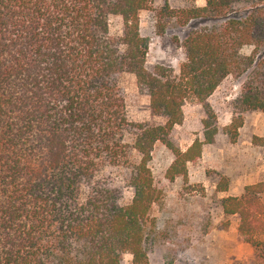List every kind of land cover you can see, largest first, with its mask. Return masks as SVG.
Listing matches in <instances>:
<instances>
[{
    "label": "trees",
    "instance_id": "obj_1",
    "mask_svg": "<svg viewBox=\"0 0 264 264\" xmlns=\"http://www.w3.org/2000/svg\"><path fill=\"white\" fill-rule=\"evenodd\" d=\"M205 1L162 12L181 24L210 23L185 33L174 72L146 64L139 12L151 0H0V264H123L126 253L144 264L156 236V144L174 156L171 179L197 162L218 129L208 99L228 76L243 77L234 134L243 114L264 113V0ZM112 16L122 19L120 34L110 32ZM124 73L135 75L162 123L128 119ZM187 102L203 106V140L181 152L170 132ZM113 171L133 193L127 204ZM219 202L264 260V182Z\"/></svg>",
    "mask_w": 264,
    "mask_h": 264
},
{
    "label": "rangeland",
    "instance_id": "obj_2",
    "mask_svg": "<svg viewBox=\"0 0 264 264\" xmlns=\"http://www.w3.org/2000/svg\"><path fill=\"white\" fill-rule=\"evenodd\" d=\"M205 4V0H151L148 8L139 12L140 33L150 40L147 66L158 63L178 72L184 60L180 47L183 36L192 25L201 28L210 23L197 20L181 24L162 12ZM159 25L163 27L161 34ZM109 29L112 34H120L122 19L110 17ZM250 50L246 45L241 53L249 54ZM242 81L243 77L228 76L209 97L218 129L213 143L202 144L197 162H186L171 179L167 170L174 160L172 152L161 143L154 147L150 168L157 200L149 220L154 223L156 236L144 264H264L255 256L254 248L238 237V216H224L219 202L227 196L241 195L257 180L264 182V137H258L256 132L264 131V113L243 114L236 134L230 126L234 117L232 102L241 91ZM119 86L130 121L163 122L152 116L149 97L139 91L134 74H122ZM182 116L181 123L170 132V139L185 152L194 140H203L205 111L201 104L187 102ZM114 175L124 188L121 202L127 204L133 193L121 174ZM123 264H132L130 253L124 254Z\"/></svg>",
    "mask_w": 264,
    "mask_h": 264
},
{
    "label": "crops",
    "instance_id": "obj_3",
    "mask_svg": "<svg viewBox=\"0 0 264 264\" xmlns=\"http://www.w3.org/2000/svg\"><path fill=\"white\" fill-rule=\"evenodd\" d=\"M239 128H240V127H239ZM256 132H257L258 137H264V131H259V130H257ZM259 182H262V181L257 180V181H255L253 184H256V183H259Z\"/></svg>",
    "mask_w": 264,
    "mask_h": 264
}]
</instances>
